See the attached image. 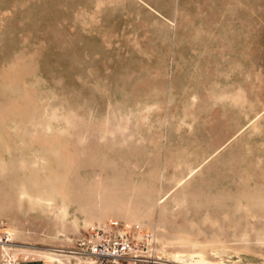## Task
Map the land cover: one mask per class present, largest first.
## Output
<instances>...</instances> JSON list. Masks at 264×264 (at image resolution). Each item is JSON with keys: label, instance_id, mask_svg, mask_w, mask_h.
Instances as JSON below:
<instances>
[{"label": "rangeland", "instance_id": "obj_1", "mask_svg": "<svg viewBox=\"0 0 264 264\" xmlns=\"http://www.w3.org/2000/svg\"><path fill=\"white\" fill-rule=\"evenodd\" d=\"M108 220L264 264V0H0V236L82 264Z\"/></svg>", "mask_w": 264, "mask_h": 264}, {"label": "built area", "instance_id": "obj_2", "mask_svg": "<svg viewBox=\"0 0 264 264\" xmlns=\"http://www.w3.org/2000/svg\"><path fill=\"white\" fill-rule=\"evenodd\" d=\"M7 243L0 239L3 250L0 264H18L23 257L10 252ZM152 247L150 233L131 224L108 220L90 226L76 240L75 248L66 252L82 264H140L151 257L145 253L153 251Z\"/></svg>", "mask_w": 264, "mask_h": 264}, {"label": "bare ground", "instance_id": "obj_3", "mask_svg": "<svg viewBox=\"0 0 264 264\" xmlns=\"http://www.w3.org/2000/svg\"><path fill=\"white\" fill-rule=\"evenodd\" d=\"M40 200H42V199H40ZM0 239L5 240L6 242H8L6 244V247L13 250L14 247H10L9 246V245H13V243H11V238L10 237L4 239V238H2L0 236ZM157 242H158V240H157ZM155 249H156V247H155ZM46 251L56 252V250L54 248L53 249H47ZM151 255H152V253H151ZM171 258H172V260L175 263H178V264H226L224 262H216V261L210 260L204 252L188 253V254L187 253H175V254H172Z\"/></svg>", "mask_w": 264, "mask_h": 264}, {"label": "crops", "instance_id": "obj_4", "mask_svg": "<svg viewBox=\"0 0 264 264\" xmlns=\"http://www.w3.org/2000/svg\"><path fill=\"white\" fill-rule=\"evenodd\" d=\"M14 247H17L14 245ZM27 250H38V251H46L43 249H27ZM2 246L0 244V259L2 256ZM46 258H42V257H23L21 258V260L19 261L18 264H56L55 261L58 262V264H69L67 261H64L63 259H59L58 257H51L48 255H45Z\"/></svg>", "mask_w": 264, "mask_h": 264}]
</instances>
